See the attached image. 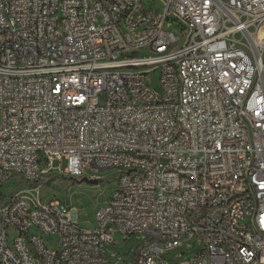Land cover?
<instances>
[{
    "label": "built area",
    "instance_id": "built-area-1",
    "mask_svg": "<svg viewBox=\"0 0 264 264\" xmlns=\"http://www.w3.org/2000/svg\"><path fill=\"white\" fill-rule=\"evenodd\" d=\"M105 170L88 227L38 192ZM132 235L131 263L107 253ZM185 248L264 264V0H0V264Z\"/></svg>",
    "mask_w": 264,
    "mask_h": 264
},
{
    "label": "rangeland",
    "instance_id": "rangeland-1",
    "mask_svg": "<svg viewBox=\"0 0 264 264\" xmlns=\"http://www.w3.org/2000/svg\"><path fill=\"white\" fill-rule=\"evenodd\" d=\"M149 81L156 92H160L157 83V74L149 78ZM55 171L62 172L66 167V161L55 160L52 163ZM116 174L113 170H105L103 175L97 174V184L77 183V178H72L65 175H49L43 176L39 182V194L41 197L50 201L53 197L62 199L71 209L74 217L83 226H91L93 222L94 210L104 204L110 194L113 183L116 181ZM140 236H117L116 242L106 248L107 253H113L121 256L126 263H131L137 248L140 244ZM198 245L197 242H194ZM182 252L178 258L175 256ZM196 250L175 249L167 252L162 256L164 264H184L196 254ZM160 264V263H157Z\"/></svg>",
    "mask_w": 264,
    "mask_h": 264
},
{
    "label": "water",
    "instance_id": "water-1",
    "mask_svg": "<svg viewBox=\"0 0 264 264\" xmlns=\"http://www.w3.org/2000/svg\"><path fill=\"white\" fill-rule=\"evenodd\" d=\"M83 183L86 184H97L98 179L97 178H88V177H82L80 179Z\"/></svg>",
    "mask_w": 264,
    "mask_h": 264
},
{
    "label": "trees",
    "instance_id": "trees-1",
    "mask_svg": "<svg viewBox=\"0 0 264 264\" xmlns=\"http://www.w3.org/2000/svg\"><path fill=\"white\" fill-rule=\"evenodd\" d=\"M56 175V174H55ZM77 183H83L81 180H75Z\"/></svg>",
    "mask_w": 264,
    "mask_h": 264
},
{
    "label": "crops",
    "instance_id": "crops-1",
    "mask_svg": "<svg viewBox=\"0 0 264 264\" xmlns=\"http://www.w3.org/2000/svg\"><path fill=\"white\" fill-rule=\"evenodd\" d=\"M104 172H102L101 174L103 175Z\"/></svg>",
    "mask_w": 264,
    "mask_h": 264
}]
</instances>
